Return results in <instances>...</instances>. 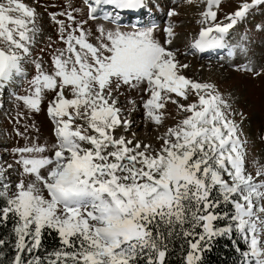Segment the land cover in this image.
I'll list each match as a JSON object with an SVG mask.
<instances>
[{
  "label": "snow or ice",
  "instance_id": "snow-or-ice-1",
  "mask_svg": "<svg viewBox=\"0 0 264 264\" xmlns=\"http://www.w3.org/2000/svg\"><path fill=\"white\" fill-rule=\"evenodd\" d=\"M220 2L207 0L204 22L215 21L212 9ZM103 5L118 10L147 8L146 0H92L89 18H99L94 14L103 12ZM257 5H264V0L241 5L227 17V24L209 25L193 47L200 52L228 48L229 55H235L227 39L229 30ZM13 12L20 15H10ZM175 15L174 10L168 12L169 17ZM57 16H67L77 28ZM50 17L67 47L57 50L52 73L36 64L38 74L29 82L34 91L18 99L39 112L43 90L56 91L48 114L56 125L58 143L52 146V156L42 155L49 151L46 144L15 150L23 174L34 179L27 184L21 179L14 193L9 194L10 184L2 183L5 170L0 167V199L5 200L0 226L12 221L10 237L0 239V248L12 244L11 264H45L34 254L42 248L45 230L54 231L63 246L50 254L56 259L47 264H140L141 260L165 264L175 238H184L190 246L186 264H200L202 253L217 238L231 239L234 230L250 250L242 253L249 258L242 264H264V245L257 239V234L264 233V180L257 182L246 172V141L240 138L239 125L229 118L231 105L214 84L182 74L189 65L181 64L176 50L168 47L175 39L174 25L169 23L164 29L167 39L162 43L154 35L158 25L133 24L130 31H123L121 17L105 12L103 19L116 27L101 25V42L93 45L82 27L87 21H75L70 12ZM37 19L34 8L18 0H0V42L4 45L0 47V90L24 74L23 62L31 56L39 31ZM245 70L251 71L247 66ZM144 84V91L151 94L143 105L146 116L158 125L170 94L187 99L194 91L198 96V103L178 105L191 115L159 137L163 141L159 149L115 135L118 128H129L131 121L117 107L119 97L113 93L125 85L138 89ZM68 86L71 99L64 94ZM130 103L135 105V101ZM77 119L87 127L81 123L73 128ZM89 129L95 134H88ZM42 169H47V176L41 174ZM257 176H264V170ZM222 204L233 207L231 216L216 212ZM220 219L229 223L216 227L213 222ZM65 247L72 250L65 251Z\"/></svg>",
  "mask_w": 264,
  "mask_h": 264
},
{
  "label": "rangeland",
  "instance_id": "rangeland-1",
  "mask_svg": "<svg viewBox=\"0 0 264 264\" xmlns=\"http://www.w3.org/2000/svg\"><path fill=\"white\" fill-rule=\"evenodd\" d=\"M18 2L36 10L39 31L31 46V56L26 57L23 62L24 74L15 77L3 90H0V167L5 170L3 172L5 179L2 183L11 185L9 194L16 191V184L21 179L25 184L34 179L33 176L23 174L22 166L16 163L20 157L15 150L26 145L46 144L49 151L42 155L52 156L54 154L52 146L58 143L56 125L48 114L49 102L56 96V91L43 90L39 112L32 111L23 99H18V97H27L34 91L33 85L29 82L38 74L36 64L42 65L43 71L52 73L53 58L58 55L57 50L67 47L60 39L58 26L52 21L50 14L70 12L75 21H87L82 27L87 33V41L93 45H99L101 42L98 31L101 25L112 30L116 27L110 21L103 19L104 13L117 15L113 10L108 9L97 15L99 18L90 19V9L84 0H18ZM146 2L149 5L147 11L150 13L140 9V17L145 14L140 19L136 17L137 14L131 19L122 15L126 19L121 18L120 23L124 25L121 30L130 31V25L133 24L138 26L156 24L158 28L154 35L163 43L167 39L164 29L169 23L174 25L175 39L168 47L176 50L177 60L181 64L189 65L188 68L181 70L182 74L193 81L214 84L231 105L228 111L232 115L229 118L239 125L240 138L246 141L244 157L246 172L256 177L257 182L264 180V176H257L258 171L264 170V5L251 8L246 17L229 30L227 39L231 48L235 49V55H229L230 49L225 48L207 57H199L200 52L193 47V44L200 38L201 31L211 24L229 23L227 17L240 10L241 5L251 4L252 0H221L219 7L212 9L216 12L215 21L209 18L207 22H204L203 15L209 10L207 0H146ZM170 10H174L177 15L169 17ZM10 15L15 17L20 13L13 12ZM57 19L64 20L66 24L71 25V28L78 26L67 16H57ZM64 35L66 38L67 33ZM75 35L78 36L79 32ZM3 46L0 42V47ZM76 47L79 51V45ZM245 66L251 71H246ZM146 87L147 85L144 84L138 89H130L125 85L118 93H113L119 97L117 107H120L123 116L131 121L129 128H118L115 135L118 136L117 132L122 130L123 136L127 139L151 144L153 148L159 149L163 144L159 137L191 115L182 111L178 105L188 106L198 103V96L194 91L189 92L187 99L178 97L174 93L170 94L171 100H176L178 103H172L171 100L166 102L162 110L163 121L158 125L146 116L143 105L151 95L144 91ZM64 94L66 98H73L70 86L65 87ZM131 101H135V105L130 103ZM133 108L134 111L131 110ZM81 123L87 127L85 121L77 119L73 122V128ZM88 134L95 133L89 129ZM84 146L91 147L87 144ZM8 165L12 167L9 168ZM41 174L47 176V169H42ZM44 195L48 197L46 190ZM14 239L15 237L13 242ZM257 239L264 245V233L257 234ZM0 252L3 253L0 264H5L6 260L15 256V249L11 243L0 248ZM55 259L54 256L53 260ZM8 264L11 262L9 261Z\"/></svg>",
  "mask_w": 264,
  "mask_h": 264
},
{
  "label": "trees",
  "instance_id": "trees-1",
  "mask_svg": "<svg viewBox=\"0 0 264 264\" xmlns=\"http://www.w3.org/2000/svg\"><path fill=\"white\" fill-rule=\"evenodd\" d=\"M4 205L5 200L0 199V207H3ZM216 212L221 214L223 212H228L229 216H231L234 209L231 205L225 206L222 204L216 209ZM213 223L216 227H225L229 221L227 219H220L214 221ZM11 224L12 222L9 220L7 226H0V239H7L10 237ZM196 231H202V229L198 228ZM13 238L14 237L12 236L11 240H13ZM187 239L192 238L188 237ZM61 247L63 246L60 243L58 235L54 231L49 232V230H45V234L42 238V248L34 254L40 255L46 263V260L49 258L53 260L54 256L50 254ZM237 247L240 251H237ZM66 249L67 248L65 247V251ZM71 250L72 249H67V251ZM189 250L190 246L184 238L173 239L166 254L165 264H186L185 257L187 256ZM248 251H250L248 244L234 230L231 239L227 237L217 238L211 249L202 253L200 264H242V261L246 262L249 259L248 257H244L242 253ZM12 259L13 257L6 260L5 264H8L9 261L11 262ZM140 264H145V261L141 260Z\"/></svg>",
  "mask_w": 264,
  "mask_h": 264
},
{
  "label": "bare ground",
  "instance_id": "bare-ground-1",
  "mask_svg": "<svg viewBox=\"0 0 264 264\" xmlns=\"http://www.w3.org/2000/svg\"><path fill=\"white\" fill-rule=\"evenodd\" d=\"M213 34H214V33H212V35H213ZM198 52H200V51H198ZM122 133H123L122 130H119V132H117V135H118V136L123 135Z\"/></svg>",
  "mask_w": 264,
  "mask_h": 264
}]
</instances>
